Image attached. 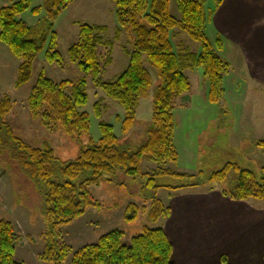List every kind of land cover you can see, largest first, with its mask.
Instances as JSON below:
<instances>
[{"label": "trees", "instance_id": "16d2710c", "mask_svg": "<svg viewBox=\"0 0 264 264\" xmlns=\"http://www.w3.org/2000/svg\"><path fill=\"white\" fill-rule=\"evenodd\" d=\"M74 0H45L42 7L32 8V0H7L0 8V41L11 54L21 60L18 67L16 88L29 83L39 54L46 49V62L62 69L75 66L85 76H91L98 88L107 97L118 102L125 115L121 122L124 135L134 129L137 110L142 99L153 88V75L145 67V61L156 69L162 85L153 95V112L147 139L135 150L123 147L112 125L99 123L101 138L84 147L74 160L61 162L50 145L34 147L18 137L7 122L14 103L9 95L0 99V147H7L26 175L37 183L45 185L44 219L47 229L43 233L45 247L39 260L41 264H64L73 249L58 238L60 228L78 222L91 208L101 209L103 205L94 198L91 188L100 186L107 175L124 172L132 178H147L146 187L155 190L150 205L129 203L123 213L127 223L147 215L153 223H160L170 217L167 201L157 197L161 189L174 195L180 191L199 188L215 189V183H230L223 189L225 197L236 201L264 200V167L260 177L239 164L227 162L224 167L211 173L205 181L203 176L193 173H179L169 166L176 164L179 154L175 145L177 101L192 90L188 71L201 69L209 84L208 99L212 104L221 103L229 74V63L222 58L223 41L218 38L211 43L205 31L209 16L205 0H176L181 18L170 12L171 0H112L119 23L116 40L120 41L124 31L132 38V51L128 52L127 69L114 81L103 82L101 74L112 64L114 42L106 41L105 26L82 24L78 39L73 43L65 58L58 50L59 37L53 31L58 15ZM222 0H217L216 9ZM31 11L34 16L45 12L37 26L29 27L20 17ZM179 30L201 44L200 56L191 51L176 52L172 32ZM179 32V33H180ZM177 35V34H176ZM109 50L106 59L101 49ZM104 60V61H103ZM103 61V62H102ZM42 70L38 83L28 98V110L33 121L50 132L65 133L81 138L90 136L91 116L83 111L88 104L85 92V78L56 82ZM102 102L94 106L95 116L102 117ZM264 155V140L257 142ZM154 165L148 173L144 165ZM59 173L61 181H53ZM171 178L183 182L177 186L157 185V180ZM162 226V225H161ZM145 227L143 232L124 244L127 236L121 230H112L76 251L71 264H175L173 244L163 227ZM11 221L0 219V264H24L16 260L20 237Z\"/></svg>", "mask_w": 264, "mask_h": 264}, {"label": "rangeland", "instance_id": "374dc122", "mask_svg": "<svg viewBox=\"0 0 264 264\" xmlns=\"http://www.w3.org/2000/svg\"><path fill=\"white\" fill-rule=\"evenodd\" d=\"M14 1L18 2L19 0ZM32 2V8H36L42 7L45 0H32ZM7 3V0H0V8ZM115 6L112 0H74L58 15L53 27V31L59 37L58 51L65 58H67L69 47L78 39L80 25L109 28L108 32L104 34V38L106 41L114 42L113 48L109 49L113 51L111 53L113 62L101 74L103 82L114 81L127 69L130 63L126 50L131 52L133 49L132 38L126 31L120 41L116 40L119 23ZM212 7L213 0H206L205 9L209 17L214 11ZM170 8L171 14L179 20L181 15L176 0H171ZM45 15V12H42L34 16L31 11H28L20 19L29 27H34ZM205 31L208 39L214 44L215 38L210 23H207ZM179 32V30H175L171 34L176 52L191 51L200 56L201 44L192 40L186 33ZM47 47L48 43L35 62L29 83L21 88H16L21 60L16 59L8 47L0 41V99L4 95H9L15 104L7 118V122L13 127L15 134L34 147L52 146L61 162L76 159L81 154L80 151L90 143V137L95 141L100 140L99 123L101 121L114 127L121 145L126 150L127 148L135 150L143 145L147 139L154 111L153 95L162 85L156 69L145 61V67L153 75V88L139 104L134 129L124 135L121 122L125 115V109L118 102L107 97L104 91L94 84L91 76L83 75L74 65L61 70L60 67L47 63L45 56ZM109 50L101 49L103 59H106ZM221 55L225 60L227 59L226 54L222 53ZM42 70L46 71L48 77L56 82L76 81L85 78L84 89L89 96V101L83 111L88 113L92 119L90 136L78 138L59 131L57 133L50 132L38 122L33 121L28 110V98L32 88L38 83L37 80ZM201 72L200 69H195L193 74L186 73L191 79L193 90L177 101L179 109L176 114L178 125H176L175 145L180 158L176 164L169 167L179 173L203 176L206 181L211 173L221 170L229 162L237 163L244 169L256 172L255 174L260 177L262 173L260 169L264 167V155L257 146L246 143L252 139L246 137L245 133L250 128L257 127L251 117L264 115V98L244 97L243 83L237 79L236 74H231L230 77H226L227 80L224 82L226 91L221 103L212 104L208 99L209 84ZM99 101L102 102L103 108L101 118H97L94 112V106ZM249 106L255 109L248 112ZM259 111L260 114L257 115ZM233 119L240 126L235 128L237 136L231 143L228 136L219 135L220 130L215 126H218L216 123L220 124V122ZM260 119L262 127L258 130L264 132V116ZM224 131L227 132V129ZM261 139L264 140V137ZM10 150L4 146L0 147V219L11 221L20 237L16 254L18 263L41 264L39 255L43 252L46 244L43 233L47 229L43 214L46 187L24 173L18 161L13 159ZM153 166L146 164L143 169L150 173L151 169L155 167ZM60 176L57 173L53 181H61ZM104 179L100 186L91 188L94 198L104 208L100 210L91 208L78 222L62 227L58 231V238L61 237L73 249L71 256L64 264H71L76 251L85 245L96 243L100 237L112 230L125 232L127 236L124 239V244L130 245L131 239L141 234L145 227L157 228L161 226L159 222L153 223L147 215H141L133 223H127L123 218L125 207L129 203L136 202L140 206L146 205L147 207L150 205V199L154 196L155 190L146 187L147 178H132L125 175L124 172H119L116 175H107ZM182 184L183 182L171 178L157 180V185L162 186ZM230 186L231 184L228 182L213 185L215 189H228ZM168 194V191L161 189L157 197L166 202Z\"/></svg>", "mask_w": 264, "mask_h": 264}, {"label": "crops", "instance_id": "0c3cea01", "mask_svg": "<svg viewBox=\"0 0 264 264\" xmlns=\"http://www.w3.org/2000/svg\"><path fill=\"white\" fill-rule=\"evenodd\" d=\"M216 2L208 23L215 41H223L220 53L231 67L227 76L237 75L244 97L264 98V0H222L217 9ZM253 109L249 106L248 112ZM262 116L251 117L257 127L245 133L252 139L247 144L263 140L264 132L258 130ZM236 122L215 127L232 143L240 126ZM167 202L172 215L161 227L173 244L175 264H264V200L236 202L220 189L199 188L169 195Z\"/></svg>", "mask_w": 264, "mask_h": 264}]
</instances>
